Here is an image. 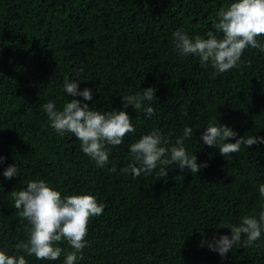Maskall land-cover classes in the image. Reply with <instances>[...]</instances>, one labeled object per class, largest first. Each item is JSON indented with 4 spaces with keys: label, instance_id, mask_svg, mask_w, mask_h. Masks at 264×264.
<instances>
[{
    "label": "trees",
    "instance_id": "16d2710c",
    "mask_svg": "<svg viewBox=\"0 0 264 264\" xmlns=\"http://www.w3.org/2000/svg\"><path fill=\"white\" fill-rule=\"evenodd\" d=\"M232 2L0 0V250L16 254L15 245L28 238V222L11 193L42 179L62 196L91 194L105 205L89 223V246L76 264H264V233L259 247L241 245L223 258L207 246L214 233L231 235L219 229L222 223L238 224L264 210L258 191L264 144L242 146L226 159L201 139L217 122L236 138L264 137V52L248 48L238 68L214 75L198 57L181 56L173 38L178 29L193 40L207 38L219 9ZM258 39L264 44V36ZM65 77L81 91L92 89V100L77 99L102 112L122 109L121 97L156 89L157 99L145 102L155 109L151 118L143 109H124L136 132L110 148L103 168L73 135L56 133L42 107L55 101L62 110L72 99ZM185 126L194 129L184 144L188 154L208 165L199 174L175 165L168 177L134 179L121 171L132 163L129 148L141 136L159 130L175 145ZM13 164L17 177L4 178ZM113 166L116 172L109 173ZM59 246V260L26 256L28 264H63L72 249L67 242Z\"/></svg>",
    "mask_w": 264,
    "mask_h": 264
},
{
    "label": "clouds",
    "instance_id": "9594fccd",
    "mask_svg": "<svg viewBox=\"0 0 264 264\" xmlns=\"http://www.w3.org/2000/svg\"><path fill=\"white\" fill-rule=\"evenodd\" d=\"M215 30L207 33V38H194L183 30L173 33L175 47L181 56H196L202 66L209 64L215 69L214 75L223 74L238 68L242 63L241 57L248 49L264 52V44L259 37L264 36V0H234L227 8H220L216 19L212 22ZM216 33H222L218 37ZM250 63V62H248ZM81 71H83L81 69ZM64 91L72 97L62 110H57L55 101H49L42 107L47 114L50 126L61 136L73 135L80 141V147L85 155L95 162L97 167L103 168L109 163L110 148L121 145L127 135L135 133L127 109L143 111L147 118L154 115L155 109L145 106V102H152L156 97V89L149 87L135 95L121 97L122 109L111 111L93 110L84 101L93 98L90 88L79 90V84L65 77ZM215 121L216 116H215ZM218 126L212 123L206 127L201 139L204 145L216 147L220 155L226 159L232 154L240 152L242 146L251 148L253 145L264 144L262 136H241L228 126ZM194 129L185 126L183 135L177 138L175 145H169L168 138L159 130H152L141 136L130 145L132 163L121 171H130L133 178L141 175L148 176L155 173L159 177H168L169 170L179 168L181 172L189 169L192 175L199 174L208 165L197 163L195 154L189 155L184 144L193 136ZM235 138V142H229ZM0 156V163L4 161ZM109 173L116 172V167L108 169ZM15 164L9 165L3 172L6 179L17 177ZM259 195L264 198V184L258 188ZM14 206L20 210L21 218L28 222V238L15 245L16 254L9 255L0 250V264H28L26 256H34L38 260H59L64 249L59 245L63 242L72 251L65 254L63 264H76L83 258V250L89 246L87 241L88 226L94 217L103 214L105 205L99 203L91 194L63 195L42 179L29 181L26 189L11 193ZM228 228L231 235L214 233L208 242V248L218 253L222 258L234 248H251L260 240L264 233V210L255 215L244 216L237 223H222L219 229ZM203 234V233H202ZM204 241H201L203 246ZM23 253V254H20Z\"/></svg>",
    "mask_w": 264,
    "mask_h": 264
}]
</instances>
